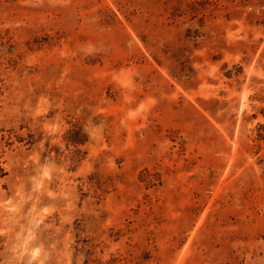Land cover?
<instances>
[{
  "label": "rangeland",
  "instance_id": "1",
  "mask_svg": "<svg viewBox=\"0 0 264 264\" xmlns=\"http://www.w3.org/2000/svg\"><path fill=\"white\" fill-rule=\"evenodd\" d=\"M0 264H264V0H0Z\"/></svg>",
  "mask_w": 264,
  "mask_h": 264
}]
</instances>
